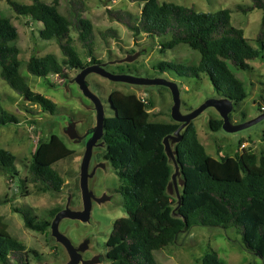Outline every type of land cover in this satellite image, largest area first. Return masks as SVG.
Returning <instances> with one entry per match:
<instances>
[{"label": "trees", "instance_id": "1", "mask_svg": "<svg viewBox=\"0 0 264 264\" xmlns=\"http://www.w3.org/2000/svg\"><path fill=\"white\" fill-rule=\"evenodd\" d=\"M63 1L62 12L58 0L51 3L31 0L29 4L6 0L15 14L40 22L39 36L55 38L63 55L62 61L52 53L31 55L26 70L32 75L47 79L53 74L64 79L68 77L66 67L80 69L98 62L94 54L93 26L83 16L84 0ZM130 1L141 5L137 15L107 8L109 17L123 24L133 36L145 34L163 38L162 51L185 44L199 54L194 63L162 60L153 65L155 69L174 73L179 78L199 77L204 73L216 94L228 98L234 105L246 97L244 81L235 76L230 66L245 71L250 68L248 61L260 55L264 57V0L234 6V10L243 14L255 8L262 10L254 39L258 47L250 44L241 28L231 24L229 8L210 13L169 1ZM72 32L87 61H82L73 45ZM109 34L117 37L113 28L101 35L105 38ZM17 36L10 19L0 15V77L23 100L54 114L58 110L55 103L33 91L20 74ZM108 102L112 113L104 119L103 157L117 176V192L122 194L125 211V216L115 219L105 242L108 264H159L153 251L173 243L177 234L196 225L235 229L240 235L241 247L264 264V154L257 155L251 148H242L233 156L214 158L205 151L191 121L181 131L180 141L174 144L183 181L178 203L177 197L167 191L174 167L162 140L179 123L151 120V101L144 102L135 93L113 90L108 93ZM261 108L260 111H264V105ZM27 111L36 114L32 109ZM221 122V118L211 117L210 129H219ZM19 123L17 116L0 105V126ZM72 154L56 134H51L47 140L39 139L27 166V175L19 179L21 189L25 183H31L39 192H59L64 179L53 165ZM15 161L12 152L0 148V171L11 179L19 175ZM1 199L3 203L10 201ZM59 208L47 209L39 216L29 205L11 206L26 228L41 233H50V221ZM30 257L40 259L36 249L26 247L10 235L0 214V264H30ZM199 261L200 264H225L212 249L205 251Z\"/></svg>", "mask_w": 264, "mask_h": 264}, {"label": "rangeland", "instance_id": "2", "mask_svg": "<svg viewBox=\"0 0 264 264\" xmlns=\"http://www.w3.org/2000/svg\"><path fill=\"white\" fill-rule=\"evenodd\" d=\"M14 1L23 4L31 3V0ZM41 1L53 2V0ZM158 1L193 6L197 11L210 13H214L220 8H229L231 24L241 28L250 44L258 47L254 39L259 29L262 10L255 8L247 14L234 10L236 4H249L251 0ZM84 2L86 11L83 16L89 19L93 26L94 54L107 71L147 78L161 77L177 82L182 113L196 108L208 98L219 97L204 73L199 77L179 78L174 73L160 72L153 67L154 64L162 60L194 63L199 57L198 52L185 44H177L171 49L162 51L160 44L161 41H164L163 38L148 37L145 34L133 36L130 30L120 22L111 19L107 13V8H109L129 11L133 15H137L141 9L140 4L130 0H84ZM58 6L63 12L64 1L58 0ZM0 15L8 17L16 27L18 36L15 43L19 48L20 74L33 91L52 100L58 109L54 114L41 111L38 105L31 104L18 96L0 77V105L20 120L19 124L0 126V148L10 151L16 156L15 164L19 172L18 176L11 179L8 174L0 171V198L10 200L9 202H0V214L4 217L11 236L26 247L38 251L40 259L36 260L30 257V264H64L67 260L65 249L49 235V232L41 233L26 228L20 215L13 212L11 206L29 205L35 213L41 216L47 209L63 208L67 198L70 197L68 206L81 209L79 164L84 151L83 139L87 138L88 132L91 131L95 123V110L91 101L82 95L74 82L78 69L66 67L65 71L68 73V77L64 79L53 74L48 75L45 79L32 75L26 70V62L31 55L43 56L52 53L59 61L63 59L55 38L42 39L39 36L41 23L32 20L27 15L15 14L6 0H0ZM108 28L116 30V38L111 34L105 38L102 37L101 34ZM71 36L74 41L73 45L80 53L82 61H87L88 59L83 57V52L73 32ZM135 52L138 55L133 61H122L127 55H133ZM248 64L250 68L245 71L230 66L235 76L244 81L247 92L246 97L235 104L229 114L233 123L253 119L264 112L260 111L263 109L261 106L264 105V57L260 55L258 58L248 61ZM86 81L90 90L102 101L105 115L112 113L108 102V93L118 90L123 93H135L150 100L152 107L149 111L153 114L150 117L151 120L175 123L170 116L171 94L165 86L115 82L95 73H90ZM28 108L36 111V114L28 113ZM211 117L220 118L215 108L210 106L204 109L192 122L196 127L199 141L212 157L218 159L233 156L235 152L241 151V144H244V148H251L257 155L264 154V118L250 127L229 133L224 131L221 126L219 129L211 130L209 127ZM67 118L69 119L68 124L75 125L74 128L82 136L81 140L72 141L65 133ZM51 134L59 136L73 151L71 157L53 165L64 179L61 190L59 192H39L31 183H25L22 190L19 179H24L27 175V166L38 140H47ZM96 146L92 149L89 164V171L93 172V175L88 179V187L95 198L91 201L90 219L87 222H81L64 218L59 222L58 229L75 247L85 246L84 250H80L82 259L98 256L100 262L94 264H108L105 257L107 250L105 242L115 219L125 216V211L117 195L105 190L106 188H115L119 182L109 163L104 158H100L104 151V144ZM180 187L178 184V189ZM240 240V235L233 228L196 225L177 234L173 243L153 251V255L159 264H200L199 258L205 251L212 249L225 264H263L259 257L241 247ZM89 255L91 256L89 257Z\"/></svg>", "mask_w": 264, "mask_h": 264}, {"label": "water", "instance_id": "3", "mask_svg": "<svg viewBox=\"0 0 264 264\" xmlns=\"http://www.w3.org/2000/svg\"><path fill=\"white\" fill-rule=\"evenodd\" d=\"M137 55V52H135L133 55H127L122 61H133ZM90 73L98 74L115 82H125L134 85H162L169 89L172 99L170 116L173 121L179 123V126L172 133L165 135L162 142L168 160L174 167V171L171 174V179L167 184V191L169 194L175 195L177 197L178 203V184L181 186L183 181L180 177L179 166L175 159L177 151L174 149V144L180 141V139L182 138L181 131L185 128L186 125H188L204 109L210 106L214 107L218 115L220 116L222 120L221 128L229 133L250 127L264 118V112H262L253 119H249L241 123H233L230 120L229 114L234 108V104L231 100L223 96L208 98L196 108H193L186 113H182L180 110V90L178 88L177 82L173 80L161 77L147 78L143 76L124 73H111L107 71L100 64V62L87 64L80 68L78 73L74 77V82L77 84L82 95L91 101L93 109L95 110V123L90 132V135L86 138L84 151L79 164L78 178L82 207L81 209H74L69 207L68 205L70 197H68L65 206L59 209L50 221V236H52L54 240L65 249V252L67 254V260L64 264H94L100 262L98 256H94L86 260L82 259L80 250H84L85 246L80 245V248L75 247L71 243V241L58 229L59 222L64 218L87 222L90 219L91 201L92 199H95L92 191L88 187V179L93 175V172L89 171V164L93 147L96 145L104 144L103 141H100L98 143L97 141L102 137L104 132L105 110L100 98L88 87L86 76ZM65 133L72 141H78L82 139V136L78 134L77 130L72 126V124H68Z\"/></svg>", "mask_w": 264, "mask_h": 264}, {"label": "flooded vegetation", "instance_id": "4", "mask_svg": "<svg viewBox=\"0 0 264 264\" xmlns=\"http://www.w3.org/2000/svg\"><path fill=\"white\" fill-rule=\"evenodd\" d=\"M98 62H99V61H98ZM78 71H79V69H78ZM88 75H89V74H88ZM88 75H87V76H88ZM87 76H86V79H87ZM68 120H69V119L67 118V119H66V124H67V125H66V128H67L68 123H69ZM72 126L75 127V125H73V124H72ZM92 128H93V126H92ZM92 128H91V130H92ZM75 129H76V128H75ZM90 132H91V131L88 132V133H89L88 136L90 135ZM85 141H86V139H83V142H84V143H85ZM100 141H103L102 137L97 141V143L100 142ZM103 142H104V141H103ZM84 147H85V144H84ZM96 147H97V146H95V148H96ZM99 147H100V146H99ZM104 147H105V143H104ZM100 158H104V157H103V153L101 154V157H100ZM104 159H105V158H104ZM105 160H106V159H105ZM106 161H107V160H106ZM107 162H108V161H107ZM108 163H109V162H108ZM109 165H110V164H109ZM117 187H118V185H117L115 188H106L105 190H106L107 192H109V193L116 194L117 197H118L119 200H120L121 205H123V203H122V194L119 193V192H117ZM116 195H115V196H116ZM115 202H116V203H119L118 201H115ZM59 209H61V208H59ZM49 231H50V224H49ZM90 256H91V255H89V257H90ZM89 257H88V258H89ZM105 257H106V253H105Z\"/></svg>", "mask_w": 264, "mask_h": 264}, {"label": "built area", "instance_id": "5", "mask_svg": "<svg viewBox=\"0 0 264 264\" xmlns=\"http://www.w3.org/2000/svg\"><path fill=\"white\" fill-rule=\"evenodd\" d=\"M139 97L141 98L142 101L146 102L147 99L145 97H143V96H139ZM240 146L242 148H244V144H241Z\"/></svg>", "mask_w": 264, "mask_h": 264}]
</instances>
